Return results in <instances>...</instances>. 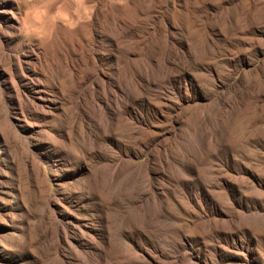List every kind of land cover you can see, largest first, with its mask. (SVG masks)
I'll return each instance as SVG.
<instances>
[{"label":"rangeland","instance_id":"obj_1","mask_svg":"<svg viewBox=\"0 0 264 264\" xmlns=\"http://www.w3.org/2000/svg\"><path fill=\"white\" fill-rule=\"evenodd\" d=\"M89 3L0 0V264H264V0Z\"/></svg>","mask_w":264,"mask_h":264},{"label":"clouds","instance_id":"obj_2","mask_svg":"<svg viewBox=\"0 0 264 264\" xmlns=\"http://www.w3.org/2000/svg\"><path fill=\"white\" fill-rule=\"evenodd\" d=\"M23 3L21 31L35 37L50 35L59 25L71 29L91 12L89 0H23Z\"/></svg>","mask_w":264,"mask_h":264},{"label":"bare ground","instance_id":"obj_3","mask_svg":"<svg viewBox=\"0 0 264 264\" xmlns=\"http://www.w3.org/2000/svg\"><path fill=\"white\" fill-rule=\"evenodd\" d=\"M96 14H94V16H95ZM12 19H13V23H12V26H16L15 25V23H17L18 22V17L17 16H12ZM87 23H78L76 26H75V28L74 29H69V28H66V27H64L63 25H59V26H57L59 29H62V30H64V31H67V32H72V31H74V30H82L83 29V27L86 25ZM2 35H1V31H0V37H1ZM51 36V34L50 35H47L45 38H42L43 40H45V39H50L49 37ZM42 39H41V41H42ZM32 47V50H31V52L33 53V49H34V47L33 46H31ZM1 50H2V47H1ZM35 54V53H34ZM6 57V56H5ZM9 58V59H8ZM11 58V56L10 55H7V61L5 62H2V65H4V64H6V65H8V67H7V69L5 70V72L6 71H9L11 74H13V72H14V74L13 75H16L18 78H27L28 79V82L27 83H29V85H30V89H31V91L32 92H40L41 90H42V88H41V85H40V83H39V81L37 80V76L39 75L38 74V72H37V70H36V65H34L33 64V66H31L30 65V63L28 62V61H23L22 59H20V58H17L16 59V61H15V63L14 64H10L9 63V60H11L10 59ZM35 58H36V54H35ZM32 61H34V60H32ZM1 65V66H2ZM150 75V74H149ZM10 76V75H9ZM147 77V76H146ZM146 79V78H145ZM150 80H151V78H150ZM149 82V81H148ZM152 82V81H151ZM147 83V82H146ZM142 91V90H141ZM113 91L112 92H108L107 93V96H106V100H107V104H106V110L107 109H109L111 112L112 111H115L116 110V107H118V106H116V95L113 93ZM145 93V92H144ZM143 96V95H142ZM144 97V96H143ZM128 98V97H127ZM133 98V97H132ZM147 98V97H146ZM130 99V98H129ZM20 102L18 103V109L20 110V114L23 116V117H26V115H25V108L23 107V104H22V100H19ZM130 101H132V100H130ZM96 104V103H95ZM99 108H103L102 106H100V104H96ZM118 105V104H117ZM122 105V104H121ZM125 105V104H124ZM127 105V104H126ZM141 105H144L143 104V102H141ZM140 105V106H141ZM121 108V107H120ZM97 109V108H96ZM104 109V108H103ZM109 110H108V112H109ZM121 109H119V111H120ZM118 111V112H119ZM133 112V110H131V113ZM135 114L137 115L138 114V111H137V108H135ZM116 114H118V113H116ZM132 117V116H131ZM74 157H77V155L75 154V156ZM235 245H237L238 247H240V248H242L243 249V247H245V242H244V240H242V238H237L236 240H235ZM245 254V253H244ZM243 254V255H244Z\"/></svg>","mask_w":264,"mask_h":264}]
</instances>
